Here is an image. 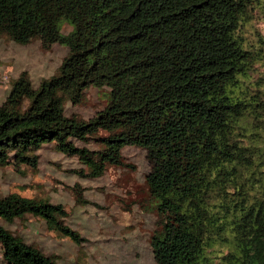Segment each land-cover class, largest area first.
<instances>
[{
  "label": "trees",
  "instance_id": "16d2710c",
  "mask_svg": "<svg viewBox=\"0 0 264 264\" xmlns=\"http://www.w3.org/2000/svg\"><path fill=\"white\" fill-rule=\"evenodd\" d=\"M68 12L58 74L36 88L22 73L0 105V167L37 171L38 151L56 143L90 171L74 173L99 178L130 167L123 149L139 144L148 199L174 221L151 240L156 264H264V0H0V39H44ZM90 88L108 90L105 108L69 118L66 103ZM92 140L97 151L75 144ZM74 195L88 204L78 186ZM29 215L82 243L62 205L11 193L0 197L7 264H58L2 224Z\"/></svg>",
  "mask_w": 264,
  "mask_h": 264
},
{
  "label": "rangeland",
  "instance_id": "374dc122",
  "mask_svg": "<svg viewBox=\"0 0 264 264\" xmlns=\"http://www.w3.org/2000/svg\"><path fill=\"white\" fill-rule=\"evenodd\" d=\"M41 31L47 22L39 18ZM257 40L264 41V19L258 20ZM73 19L68 15L54 28L28 45L0 39V105L6 100L13 81L27 73L34 87L42 80L58 74L68 54ZM264 67H261V72ZM258 77V73L255 78ZM109 101L106 88H90L78 104L65 105L69 118L90 120L103 110ZM102 132L92 139L100 137ZM79 148L97 151L94 140L75 142ZM38 170L21 167H0V197L17 193L26 198L47 199L62 205L67 216L65 224L78 232L81 244L55 232L42 218L29 215L25 221L3 226L38 247L44 254L55 256L58 264H156L151 240L164 239L167 224H174L170 212L147 196L146 177L151 172L147 151L139 144L123 149L128 168L107 166L99 178H81L74 171L90 173L77 156L65 155L56 143L45 145L37 153ZM96 157V156H94ZM97 158V157H96ZM88 204L76 201L75 187ZM0 264H7L0 246Z\"/></svg>",
  "mask_w": 264,
  "mask_h": 264
}]
</instances>
